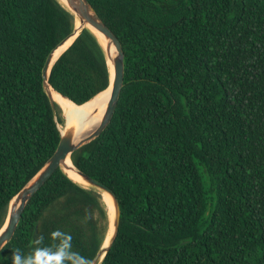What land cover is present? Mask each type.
<instances>
[{
  "label": "trees",
  "instance_id": "obj_1",
  "mask_svg": "<svg viewBox=\"0 0 264 264\" xmlns=\"http://www.w3.org/2000/svg\"><path fill=\"white\" fill-rule=\"evenodd\" d=\"M88 1L125 52L112 123L72 155L120 202L102 264H264V0ZM75 29L59 0H0V231L60 129L83 126L109 91L105 49L85 29L49 79L76 116L52 97L54 112L44 67ZM67 174L29 203L0 264L94 262L109 212Z\"/></svg>",
  "mask_w": 264,
  "mask_h": 264
},
{
  "label": "water",
  "instance_id": "obj_2",
  "mask_svg": "<svg viewBox=\"0 0 264 264\" xmlns=\"http://www.w3.org/2000/svg\"><path fill=\"white\" fill-rule=\"evenodd\" d=\"M67 2L69 6V8L67 9L72 14H74V16L76 17V22L78 18L80 19V21L83 24V27L80 30L76 28L74 33L50 54L46 62V65L44 67V71H43L44 86L51 100L54 112L56 113V106L58 104L53 100L52 96H50L47 90V85H50L49 79H50L51 71L54 65L56 64V62L59 60L58 59L56 62H54L56 51L60 47H62L65 43H67V41H69L70 39L74 37L77 39L85 29H88L89 31H91L90 29H93L94 31L103 35L105 39L109 42L110 46L115 47L116 53L115 56L112 57L114 74L112 75L110 69L111 83L109 88L107 89V90L111 89V98L105 116L99 127L96 129V131H94L91 134H86V132H84L83 130H79L77 127H74L72 129L70 128L69 132L66 135H63V133L61 132V142L55 154L48 160V162L43 167V169L30 181V183L12 200L10 204L6 224L0 231V252L13 240L27 206L32 201V199L37 195V193L46 185V183L53 177V175L58 170H62L65 172V169L68 168L69 166L68 161L69 160L72 161V155L76 151L82 149L84 146L98 139L103 134V132L109 127L115 116L122 91L125 87V52L117 36L103 22V20L99 17V15L97 14V12L93 8V6L89 3L88 0H67ZM91 32L94 35H96L93 31ZM105 52L108 59L107 51L105 50ZM50 88L53 89L57 94H59L51 85ZM62 97L65 98L64 96ZM58 126L60 129L59 123ZM75 169L77 174L84 181H86L91 187H93L94 190L98 189L110 194L115 202V215L114 218H112L111 215L109 214L110 229L107 235L108 238L111 228L114 227L115 232H114L113 241L109 247H105L107 241L106 238L100 253L92 263V264H102L106 256L108 255L114 241L116 240L119 232V228L121 225V215H122L120 202L116 194L109 187L91 178L87 174L79 171L76 167Z\"/></svg>",
  "mask_w": 264,
  "mask_h": 264
},
{
  "label": "bare ground",
  "instance_id": "obj_3",
  "mask_svg": "<svg viewBox=\"0 0 264 264\" xmlns=\"http://www.w3.org/2000/svg\"><path fill=\"white\" fill-rule=\"evenodd\" d=\"M66 8H69L68 6V2L67 0H59ZM83 27V24L82 22L80 21V19L78 18L77 19V22H76V28L78 30H80L81 28ZM91 31H93L99 41L101 42V44L103 45V47L105 48V50L107 51V54H108V62H109V66H110V69H111V72H112V75L114 74V68H113V63H112V57L115 56V53H116V50H115V47L114 46H110L109 42L105 39V37L101 34H99L98 32L94 31L93 29H90ZM75 37L70 39L56 54H55V59H54V62H56L62 55L63 53H65L71 46L72 44L75 42ZM47 90L50 94V96L52 97H55L57 98L58 100H60L58 97L54 96L50 90V86L47 85ZM110 98H111V89H109L107 95L105 96V98L103 99L101 103V105L93 112H91L90 114L84 116L83 118L81 119H84L85 117H89L90 119L84 123L83 126L79 127L78 129L79 130H83L84 132H86V134H91L93 133L94 131H96V129L99 127V125L101 124L104 116H105V113L107 111V108H108V105H109V101H110ZM62 102V100H60ZM64 103V102H62ZM65 104V103H64ZM66 105V104H65ZM64 105V106H65ZM67 106V105H66ZM65 108L67 109V111L70 113H72V111L70 110V108L66 107ZM93 108V107H92ZM70 111H69V110ZM90 110V109H89ZM70 113V114H71ZM73 114V113H72ZM66 115V114H65ZM67 116V115H66ZM72 116V115H71ZM73 116H76L73 114ZM73 118V117H72ZM67 119L70 123V119L68 118L67 116ZM74 119V118H73ZM80 119V120H81ZM74 121L76 122V120L74 119ZM71 124V123H70ZM67 128V127H66ZM61 132H62V129H61ZM69 132V129L67 128L66 129V134ZM63 133V132H62ZM65 134V135H66ZM68 168H66L65 172L67 171L68 175L74 182L80 184L81 186L88 188V189H94L93 187H91L86 181H84L76 172V169L74 167V164L71 160L68 161ZM66 172V173H67ZM97 191H99L102 196H103V201L104 203L106 204L107 206V209H108V212L109 214L111 215L112 218H114V215H115V202H114V199L113 197L104 192V191H101V190H98V189H95ZM110 205V207H109ZM114 227L111 228V231L109 233V236L107 238V241H106V244H105V247H109L113 241V237H114Z\"/></svg>",
  "mask_w": 264,
  "mask_h": 264
},
{
  "label": "clouds",
  "instance_id": "obj_4",
  "mask_svg": "<svg viewBox=\"0 0 264 264\" xmlns=\"http://www.w3.org/2000/svg\"><path fill=\"white\" fill-rule=\"evenodd\" d=\"M14 264H39V261L36 259H25L20 255L14 257Z\"/></svg>",
  "mask_w": 264,
  "mask_h": 264
},
{
  "label": "rangeland",
  "instance_id": "obj_5",
  "mask_svg": "<svg viewBox=\"0 0 264 264\" xmlns=\"http://www.w3.org/2000/svg\"><path fill=\"white\" fill-rule=\"evenodd\" d=\"M64 117V116H63ZM64 119H65V117H64ZM65 121V125H66V119L64 120ZM67 121H68V119H67ZM68 123H69V121H68ZM66 127H64V129H62V132H63V135H65L66 134Z\"/></svg>",
  "mask_w": 264,
  "mask_h": 264
}]
</instances>
